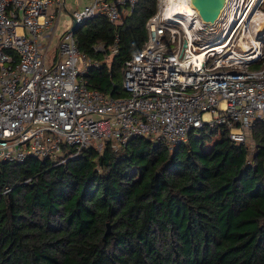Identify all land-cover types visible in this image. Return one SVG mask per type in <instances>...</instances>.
<instances>
[{
    "label": "trees",
    "instance_id": "16d2710c",
    "mask_svg": "<svg viewBox=\"0 0 264 264\" xmlns=\"http://www.w3.org/2000/svg\"><path fill=\"white\" fill-rule=\"evenodd\" d=\"M156 3L76 27L78 49L98 61L88 87L126 94L121 66ZM219 127L204 123L172 148L137 135L61 163L0 162V264H264V121L244 143Z\"/></svg>",
    "mask_w": 264,
    "mask_h": 264
},
{
    "label": "built area",
    "instance_id": "2783aa9c",
    "mask_svg": "<svg viewBox=\"0 0 264 264\" xmlns=\"http://www.w3.org/2000/svg\"><path fill=\"white\" fill-rule=\"evenodd\" d=\"M136 2L90 0L68 12L117 24ZM156 5L146 39L121 66L126 94L113 96L88 87L85 74L98 61L69 28L49 61L62 0H0V162L37 155L61 163L137 135L172 148L204 123L235 142L249 138L253 122L264 121V0H226L214 23L196 11L189 21L167 0ZM116 51L113 44L105 61Z\"/></svg>",
    "mask_w": 264,
    "mask_h": 264
},
{
    "label": "water",
    "instance_id": "95a60500",
    "mask_svg": "<svg viewBox=\"0 0 264 264\" xmlns=\"http://www.w3.org/2000/svg\"><path fill=\"white\" fill-rule=\"evenodd\" d=\"M226 0H191V5L196 10V13L199 15L200 19L204 23H214L218 18ZM71 18V24L69 29L74 32L76 27L81 23L76 19ZM264 27V22L262 21L259 27V31ZM110 230L109 223L106 224L105 233H108Z\"/></svg>",
    "mask_w": 264,
    "mask_h": 264
},
{
    "label": "bare ground",
    "instance_id": "6f19581e",
    "mask_svg": "<svg viewBox=\"0 0 264 264\" xmlns=\"http://www.w3.org/2000/svg\"><path fill=\"white\" fill-rule=\"evenodd\" d=\"M167 3H169L170 7L174 6L177 11H179L182 16L187 17L189 21H192L191 19L196 14V10L191 5V0H167ZM179 20L185 24V19L180 17Z\"/></svg>",
    "mask_w": 264,
    "mask_h": 264
},
{
    "label": "rangeland",
    "instance_id": "374dc122",
    "mask_svg": "<svg viewBox=\"0 0 264 264\" xmlns=\"http://www.w3.org/2000/svg\"><path fill=\"white\" fill-rule=\"evenodd\" d=\"M65 3H66V5H65V7L64 6L62 7V11H61L60 16H59V23H58V25H57V27L55 29L54 37H53L52 42L50 44V47L48 49V55L49 56L53 55L54 52H55V49H56V43H57V38H58V35H57L56 31L61 28V26L64 23V21L68 25L71 24V18H70L69 12H68L69 8H71V7H70V4L67 2V0L65 1ZM261 64L262 63H260L259 66H261ZM249 142H250V144H252V140L251 139H250Z\"/></svg>",
    "mask_w": 264,
    "mask_h": 264
},
{
    "label": "crops",
    "instance_id": "0c3cea01",
    "mask_svg": "<svg viewBox=\"0 0 264 264\" xmlns=\"http://www.w3.org/2000/svg\"><path fill=\"white\" fill-rule=\"evenodd\" d=\"M66 0H62V2L64 3V5H66L65 3ZM67 2L70 4V7L69 9H77L78 7L81 8L83 5L87 4L90 2V0H67ZM62 11V10H61ZM61 13V12H60ZM60 13H59V16H60ZM59 16H58V20H57V24H56V27L59 23ZM55 27V29H56ZM70 25H68L65 21L64 23L62 24L61 28L59 30L56 31L57 35L59 36L65 29L69 28ZM55 32V31H54ZM48 53V52H47ZM55 54V52H54ZM54 54L49 56L48 55V58H49V61H52V59L54 58Z\"/></svg>",
    "mask_w": 264,
    "mask_h": 264
}]
</instances>
